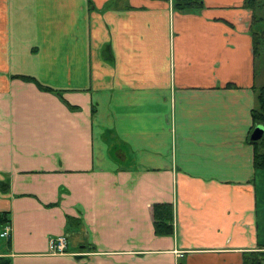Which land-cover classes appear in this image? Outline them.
Listing matches in <instances>:
<instances>
[{
	"label": "crops",
	"instance_id": "1",
	"mask_svg": "<svg viewBox=\"0 0 264 264\" xmlns=\"http://www.w3.org/2000/svg\"><path fill=\"white\" fill-rule=\"evenodd\" d=\"M113 1L0 0V258L243 264L264 251L252 13ZM158 204L174 207L173 235L156 234Z\"/></svg>",
	"mask_w": 264,
	"mask_h": 264
},
{
	"label": "trees",
	"instance_id": "2",
	"mask_svg": "<svg viewBox=\"0 0 264 264\" xmlns=\"http://www.w3.org/2000/svg\"><path fill=\"white\" fill-rule=\"evenodd\" d=\"M123 0H114L109 4V7H120ZM158 2H167L172 4L174 12L179 14L195 13L201 14L205 9L204 0H151ZM118 2L117 4H115ZM244 8L252 13V24L250 34L253 40V54L255 64L263 59L264 64V0H244ZM90 9L92 4L89 2ZM131 9L130 7H126ZM257 69V68H256ZM257 74V71L255 72ZM21 78V77H20ZM26 81L36 82L33 78L22 77ZM39 89L42 91L54 93L62 97V92L54 91L36 82ZM231 87V85H228ZM256 92V106L252 110V119L254 128L256 126H264V84L260 87H255ZM253 132V131H252ZM252 134V133H251ZM254 147V168L258 172L264 171V136L258 142H252ZM155 231L158 236H170L174 234V207L172 205H155L153 208ZM2 216V221L6 225L10 223V219L6 215ZM10 245V244H9ZM264 251H252L244 254L243 264H263ZM0 264H11L8 260L0 258Z\"/></svg>",
	"mask_w": 264,
	"mask_h": 264
},
{
	"label": "rangeland",
	"instance_id": "3",
	"mask_svg": "<svg viewBox=\"0 0 264 264\" xmlns=\"http://www.w3.org/2000/svg\"><path fill=\"white\" fill-rule=\"evenodd\" d=\"M205 1V0H204ZM116 2L115 4H117ZM105 7V6H104ZM103 6L99 9L102 10ZM179 14V13H178ZM183 15V14H179ZM187 16H196L195 13H187L184 14ZM263 59L260 58L259 62L257 63V71H258V87L264 84V64L262 65ZM256 185L258 187V199H259V209H258V221L260 223V240L261 243L264 244V171H260L256 175ZM5 230V227L2 230V226H0V234ZM2 231V232H1ZM5 240H3L0 236V245H5Z\"/></svg>",
	"mask_w": 264,
	"mask_h": 264
},
{
	"label": "built area",
	"instance_id": "4",
	"mask_svg": "<svg viewBox=\"0 0 264 264\" xmlns=\"http://www.w3.org/2000/svg\"><path fill=\"white\" fill-rule=\"evenodd\" d=\"M1 238L10 240L11 226L8 224L5 230L1 233ZM68 247V239L65 236L54 238L51 240V248L54 254H66Z\"/></svg>",
	"mask_w": 264,
	"mask_h": 264
},
{
	"label": "water",
	"instance_id": "5",
	"mask_svg": "<svg viewBox=\"0 0 264 264\" xmlns=\"http://www.w3.org/2000/svg\"><path fill=\"white\" fill-rule=\"evenodd\" d=\"M264 136V126H256V128L253 130L251 134V141L252 142H258L260 141Z\"/></svg>",
	"mask_w": 264,
	"mask_h": 264
}]
</instances>
